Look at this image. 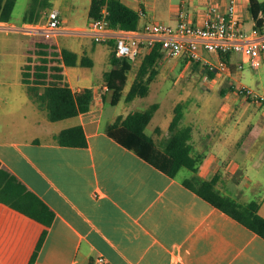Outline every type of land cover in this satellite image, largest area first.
Returning <instances> with one entry per match:
<instances>
[{
  "label": "crops",
  "instance_id": "0c3cea01",
  "mask_svg": "<svg viewBox=\"0 0 264 264\" xmlns=\"http://www.w3.org/2000/svg\"><path fill=\"white\" fill-rule=\"evenodd\" d=\"M50 1V10L60 13L65 28L83 30L91 20L92 0L89 7L86 6L88 19L85 25L74 26L67 24L68 18L62 16L56 1ZM122 1L139 14L142 12L135 33L141 32L148 23L167 22L176 26L181 10L189 12L194 22L200 23L211 6L224 10L228 2ZM30 3L28 0L18 18L13 14L12 21L4 23L16 27L34 24L23 19ZM72 5L78 8L75 3ZM248 6L249 0H240L244 26L250 30L255 21ZM250 21L252 25L247 28ZM12 32L19 36L23 51L16 70H7L0 77V119L6 121L4 127L2 124L0 127V167L10 170L22 182V186L18 182L9 186L15 189L12 195L19 196L15 199L21 204L27 199L28 202L34 201L30 195L34 194L55 212L34 264H98L101 257H104L105 264H264V238L186 188L182 181L192 175L190 170L184 177L180 176L182 169L177 178H171L106 133L107 126L118 116L127 115L116 112L121 101L111 107L103 98L108 91L104 73L111 69L113 43L99 44L89 35L76 33H64L50 39L43 37V40L40 35ZM63 35L71 37L65 44L60 41ZM42 43L54 44L57 52L63 49L75 52L79 62L83 57L93 61L91 67L62 64L61 74L62 82L74 92L93 89L94 101L90 111L52 122L47 111L34 100L23 81V68L30 57L39 63L43 57L50 59L53 56L52 53L48 56L42 54V51H52ZM149 52L145 50L139 57ZM203 54L210 57L206 52ZM180 59L187 66L192 65L185 58ZM240 59L230 57L233 63ZM169 60L172 59L162 58L161 62L170 66ZM140 65L141 61L134 62L133 76L129 74L124 98ZM240 71L234 66L231 78L235 84L247 86ZM254 90L264 95L262 77L257 80V89ZM30 106L32 111L27 112ZM175 107L155 121L160 105L147 127V132L151 129L150 135L157 141L168 138ZM187 109L185 107L181 125L193 128L190 141L193 152L203 156L199 174L205 179L219 175L218 189L238 202H260L259 214L264 217V109L260 112L244 109L241 112L239 108L241 114L238 117L231 115V109L227 117L206 118L201 117L196 108V116L192 119ZM37 113L42 119L57 123L51 130L50 139L27 135L24 124L32 122L41 126L43 123L31 117ZM187 114L189 119L185 122ZM11 120L15 124L13 129L9 126ZM76 125L83 127L87 147L56 143L55 136L59 132ZM250 126L255 132L248 131ZM158 128L160 133L156 131ZM10 133L14 135L10 136ZM12 195L0 192V252L31 254L38 243L37 223L5 204L6 201L13 203ZM0 264L4 263L0 260Z\"/></svg>",
  "mask_w": 264,
  "mask_h": 264
},
{
  "label": "trees",
  "instance_id": "16d2710c",
  "mask_svg": "<svg viewBox=\"0 0 264 264\" xmlns=\"http://www.w3.org/2000/svg\"><path fill=\"white\" fill-rule=\"evenodd\" d=\"M18 0H0V21L10 22L13 19L14 10ZM52 3L50 0H31L29 8L24 13V21L38 23L46 18V11L50 10ZM104 8L107 14H103ZM249 11L257 25L261 26L264 19L259 16L264 13V0H249ZM105 16L110 25L122 30H136L140 22V14L126 5L122 0H92L89 10V18L99 19ZM44 47H50L52 51H42L43 57L39 63L28 58V63L23 68V81L28 86V90L41 109L48 113V118L52 122L61 121L79 116L91 110L94 101L93 89L87 88L82 92H74L72 88L62 82V64L66 66L81 65L84 67L93 66V61L88 57H83L79 62V57L69 49L57 52L56 46L42 43ZM111 54V69L104 73V81L108 91L103 94V98L108 106H117L122 99L131 102L136 98H144L149 95L152 83L160 74L159 63L162 61L163 50L160 45H156L148 54L144 55L136 78L131 88L124 98V89L128 84L129 74L134 68V60L131 57H118L114 44ZM226 56L225 59H229ZM159 103H154L145 110H136L126 116L120 115L113 123L105 129L106 133L118 143L135 152L148 163L170 176L177 178L182 169L192 172L190 177L185 178L184 186L200 197L211 203L216 208L228 214L256 234L264 238V217L259 214L260 202L251 201L241 203L231 196L223 194L217 187L219 175L212 179H205L199 174V165L203 160L202 155H195L191 144L193 128L182 126L185 114V106L178 103L174 110V117L169 126V136L166 139L157 141L147 132V127L152 121ZM158 133L161 130H156ZM57 144L69 147H87L88 139L81 125H76L62 130L55 136ZM1 166V164H0ZM12 182H18L22 186L20 179L10 170L0 167V192L10 194L15 189H10ZM23 187H25L23 185ZM25 189H27L25 187ZM34 201L28 199L21 204L15 199L9 205L10 209L28 216L37 223L38 243L36 250L31 254H5L0 252V260L4 264H34L46 238L49 228L55 218V212L41 199L34 194H30ZM1 198V197H0Z\"/></svg>",
  "mask_w": 264,
  "mask_h": 264
},
{
  "label": "built area",
  "instance_id": "2783aa9c",
  "mask_svg": "<svg viewBox=\"0 0 264 264\" xmlns=\"http://www.w3.org/2000/svg\"><path fill=\"white\" fill-rule=\"evenodd\" d=\"M103 14H107L106 8ZM140 14L142 15V12ZM259 19H264V13ZM62 22L60 13L52 9L48 11L43 22L23 27L1 22L0 29L45 38L64 33L89 35L96 43H113L118 57L137 58L143 51H151L156 45H160L163 50L162 58H185L190 64L203 62L208 73L229 76L233 75L234 66L239 71L243 70L246 59L252 68L257 69L264 53V21L261 26L254 22L250 30L245 29L240 0H228L224 10L216 5L211 6L200 23H195L189 12L181 10L176 26L160 22L148 23L141 32L136 33V30L112 27L105 16L90 20L83 30L65 28ZM203 52L210 57H204ZM233 54L241 56L236 63L230 60ZM226 56H230L229 59H225ZM238 89L252 103L264 106V95L241 84ZM105 263L104 257L98 259V264Z\"/></svg>",
  "mask_w": 264,
  "mask_h": 264
},
{
  "label": "rangeland",
  "instance_id": "374dc122",
  "mask_svg": "<svg viewBox=\"0 0 264 264\" xmlns=\"http://www.w3.org/2000/svg\"><path fill=\"white\" fill-rule=\"evenodd\" d=\"M55 1L62 16L68 18L67 24L69 26H74L76 24L85 25L88 19L86 6L89 7L91 0ZM27 2L28 0H18L14 12L15 18H18L23 12ZM72 3L77 4L78 8H74ZM248 17H250L249 12ZM251 25L252 22L250 21L247 28H250ZM18 38L19 36L15 32H7L0 29V77H2L5 71L16 70L17 68V62L23 51ZM29 38L31 37H27V39ZM40 39L44 40L43 36L40 37ZM70 39L71 37L66 35L60 37L61 43L64 44ZM143 56L133 58V62H136V64L140 61L142 62ZM240 58L241 56L238 54L232 55V59L234 60ZM244 61V70L240 71L242 72L241 78L243 83L252 89H257V80L260 77L264 79V58L260 59V64L257 69L250 66L248 59ZM167 63L170 66H164L162 62L159 63L160 74L152 83L148 96L138 98L129 104H126L125 101H121L116 112L128 114L136 110H145L152 104L159 103L161 109L154 117V120L157 121L163 116L164 112H168L169 109H174L178 103H182L185 107L189 108L187 111L190 119L196 116V108L200 110L201 117L206 118L227 117L230 115L231 109L233 110L231 115H237L235 117H238L244 109L250 112H260V109H264V106H254V104L239 91L238 87L240 85L238 83L235 84L236 81H234L231 76L227 74L208 73L203 62L187 66L183 59L173 58ZM131 76H133V72H131ZM239 108H241L240 113L238 112ZM26 111H32V107L30 106ZM31 117L34 118L33 120L40 119L43 123L41 126L34 125L32 122L24 124L23 126L27 130V135H37L42 140L50 139L51 130L57 123H51L49 120L42 119L39 113L36 115L32 114ZM189 118L187 114L185 122H188ZM9 122V126L13 129L15 124L12 123V120ZM4 123H6L5 119H0V127L1 124L4 127ZM248 131L252 133L255 132V129L250 126ZM148 133H151V129L148 130ZM9 135L12 136L14 134L10 133ZM188 174L189 170L183 169L180 176L184 177Z\"/></svg>",
  "mask_w": 264,
  "mask_h": 264
}]
</instances>
